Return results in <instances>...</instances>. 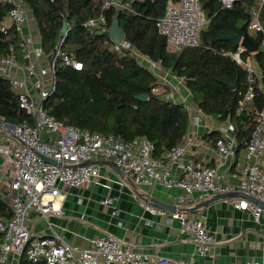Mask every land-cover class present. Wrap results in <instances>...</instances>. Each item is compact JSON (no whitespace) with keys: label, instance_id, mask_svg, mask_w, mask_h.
Instances as JSON below:
<instances>
[{"label":"built area","instance_id":"obj_1","mask_svg":"<svg viewBox=\"0 0 264 264\" xmlns=\"http://www.w3.org/2000/svg\"><path fill=\"white\" fill-rule=\"evenodd\" d=\"M1 1L9 6L8 17L16 31H20L30 16L28 10L21 0ZM133 1L136 0H102L101 11L112 7L135 15L131 6ZM235 1L218 0L220 8L226 10L231 9ZM248 1L257 4L250 11L247 27L257 35L264 59V27L259 19L264 0ZM208 22L199 0H170L163 14L155 20V27L167 46L179 50L198 47L199 33ZM83 26L90 30L98 29L99 33H108L102 13L87 19ZM67 31L68 26L49 58H45L40 47L28 49L25 44L20 45L23 64L17 63L13 56H0V77L8 81L17 94L20 109L33 122L32 125H13L0 116V157L6 162L9 176L3 199L11 210L10 218L0 219V264H4L9 256L21 255L33 263L44 261L46 264H196V257L211 256L216 245L214 236L200 220L188 219L181 206L194 194L206 199L235 192L264 203V104L260 109H254L255 124L245 149L241 151L242 161L236 158L235 130L231 124H225L218 130L221 137L214 147L215 165H209L202 159H185L196 145L190 131L180 144L163 155L162 160L154 159L153 145L145 138L120 142L111 135L64 125L46 113L43 105L55 90L56 63L81 69L79 61L61 50ZM109 45L116 53L131 47L124 39L119 44L110 40ZM246 51L239 43L234 52L227 53L246 72V89L236 116L248 114L254 99L255 79H264L259 68L252 66L248 59L245 62L241 60V55ZM130 55L138 65L158 74L159 63L136 52ZM164 89L165 83L161 82L151 91L157 95L163 94L165 100L183 104L190 116V127H197L201 119L198 111L184 99L177 100L174 92L163 93ZM43 158L53 161L55 165ZM95 161L111 162L136 186L151 189L161 186L168 192L178 191L174 211L170 213L168 221H178L182 233L190 237L194 246L190 257L172 260L154 256L152 259L150 255L133 251L128 243L109 235L95 237L91 239L89 247L83 248L63 241L55 233L34 235L27 229L29 213L45 220L50 215L60 214L55 200L64 197V189L96 184L101 175L100 165ZM232 163L238 170L232 174V177H237L235 185L223 182L222 169ZM230 201L237 209L248 211L257 223L264 215V211L251 201L242 198H230ZM111 203L110 198L103 201L104 205ZM140 203L153 213H164L153 208L148 201ZM244 264L259 263L247 261Z\"/></svg>","mask_w":264,"mask_h":264},{"label":"trees","instance_id":"obj_2","mask_svg":"<svg viewBox=\"0 0 264 264\" xmlns=\"http://www.w3.org/2000/svg\"><path fill=\"white\" fill-rule=\"evenodd\" d=\"M33 18L45 58L54 51L62 34V24L68 26L61 50L81 63L75 70L60 63L55 65V90L44 101L48 115L64 125L111 135L120 142L145 138L153 145L152 157L162 160L163 155L180 144L190 131V116L181 103L165 100L163 94L152 93L161 85L158 74L138 65L130 55H145L182 78L191 95V106L204 117L220 124H231L235 130L236 153L245 149L254 127V109L264 104V79H255L254 99L248 114L236 116V110L246 89V72L227 53L236 47L221 36L243 35L242 27L250 21L254 1L237 0L229 10L221 9L218 0H199L208 25L200 32V45L169 51L163 36L159 35L155 20L170 0H153L151 7L143 0L132 3V10L118 11L112 7L101 11L102 0H21ZM9 6L0 0V56H13L24 63L19 31L6 25ZM102 13L107 27L113 18L124 31L128 50L116 53L110 48L108 33L87 29L83 23ZM264 27V5L259 12ZM4 29V31L2 30ZM258 41L257 39H252ZM226 53V54H224ZM259 68L264 76L262 49L246 51L241 60ZM234 87V88H233ZM169 89L165 85L164 92ZM146 95L145 100L136 96ZM0 116L13 125L27 123L31 118L20 109L17 94L8 81L0 77ZM205 137L215 147L221 137L213 130ZM11 217V210L0 194V219ZM18 264H46L31 262L25 255Z\"/></svg>","mask_w":264,"mask_h":264},{"label":"crops","instance_id":"obj_3","mask_svg":"<svg viewBox=\"0 0 264 264\" xmlns=\"http://www.w3.org/2000/svg\"><path fill=\"white\" fill-rule=\"evenodd\" d=\"M254 8L255 6L252 7ZM11 24L12 21L8 17L6 25L11 26ZM245 29L251 39H257V35L251 29L248 27ZM19 38L28 49L40 47L39 34L31 15L20 29ZM167 48L169 51H177L169 46ZM159 67L158 77L161 82L165 83L169 91L175 93L177 100L184 99L186 103L191 104V95L183 80L160 65ZM200 118L197 127H190V133L194 135L196 145L192 147L185 159L189 157L196 160L202 159L209 165H215L214 147L205 136L213 130L218 131L225 124H220L211 117L201 115ZM236 158L241 160V152L236 154ZM237 171L233 163L223 168V182L235 185L237 177H232V174H236ZM100 175L101 178L96 184L84 188L64 189V197L55 200V205L60 207L59 215H50L45 220L34 213H29L27 229L34 235L55 233L63 241L83 248L90 246L91 239L109 235L128 243L133 251L150 255L152 259L154 256L172 260L190 257L194 250L193 243L189 236L182 233L178 221H168L171 211L161 210L164 213L159 215L147 210L140 203V201H148L152 207L158 203L171 207L179 194L177 190L168 192L161 186H155L152 189L136 186L123 174L116 173L106 164H100ZM8 177L6 162L0 157L2 197L5 194ZM106 198L112 199L110 205L103 204ZM207 199L209 198L202 199L194 194L181 206L184 215L190 220H200L216 241L211 256L196 257V264L211 262L213 264H244L247 261L263 264L264 215L257 223L248 211L237 209L230 198L219 199L188 212V209ZM18 261L19 257L9 256L4 264H18Z\"/></svg>","mask_w":264,"mask_h":264},{"label":"water","instance_id":"obj_4","mask_svg":"<svg viewBox=\"0 0 264 264\" xmlns=\"http://www.w3.org/2000/svg\"><path fill=\"white\" fill-rule=\"evenodd\" d=\"M153 4L152 0H143L142 1V5L145 6L146 8L151 7ZM67 29V25L65 23L62 24L60 33L64 34L66 32ZM242 31H243V35H237V34H232V35H228V36H221L222 40H226V41H230L234 47H237L238 44L240 43L241 46L245 47L247 49V51L254 53L257 50V46H258V41H254L251 39V37L248 36L246 29L244 28V26L242 27ZM108 37L109 39L114 43V44H119L123 39H124V31L122 30V28L119 26L118 24V20L116 18H113L111 21V24L108 27ZM234 88V87H233ZM136 99L138 100H145L146 99V95H139L136 96ZM44 161L54 164L55 163L53 161H50L48 159L43 158ZM96 164L100 165V164H106L108 165L110 168L114 169V171L116 173L122 174L121 171L116 168L111 162H107V161H95ZM229 198H242V199H246L248 201L253 202L256 206H258L259 208H261L264 211V203L261 201H258L252 197H248L242 193L239 192H235V193H227V194H218V195H214L212 197H210L207 200L202 201L201 203L197 204L195 207L188 209V212H192L195 211L199 208H202L204 206H207L208 204H210L213 201L219 200V199H229ZM154 207V206H153ZM156 209H160V210H168L173 212L174 211V207H166L165 205L162 204H155Z\"/></svg>","mask_w":264,"mask_h":264}]
</instances>
